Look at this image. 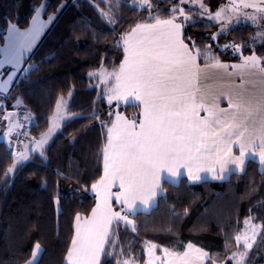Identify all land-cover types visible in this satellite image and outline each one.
<instances>
[{
  "label": "snow or ice",
  "instance_id": "6c2138e0",
  "mask_svg": "<svg viewBox=\"0 0 264 264\" xmlns=\"http://www.w3.org/2000/svg\"><path fill=\"white\" fill-rule=\"evenodd\" d=\"M134 2L148 9L149 22H137L121 34L123 58L118 67L109 70L102 62L89 77L98 80L97 87L103 89L109 105L115 102L119 109L124 103L139 112L129 118L117 110L109 113L108 122H101L106 142L102 146L103 173L91 185L95 206L88 215L76 214L66 264H106L107 257L123 256V251L115 252L118 240L113 239V228L123 223L135 232L132 217L152 209L165 194V182L176 184L185 174L188 181L197 182L204 179L202 173L223 180L234 170L243 172L250 156L258 158L264 171V56L255 51L245 56L241 44H225L224 49L231 47L241 53L239 63L228 64L211 52L210 45L203 51L195 42L189 45L183 29L193 17L182 6L186 2L198 4L202 17L207 13V20L217 22L220 32L211 37L217 40L241 17L253 24L264 22V0H229L215 12L202 0H180L167 18L153 15L151 0ZM107 5L108 10L99 9L100 14L112 22L111 0ZM249 8L253 11H245ZM45 10L43 3L36 7L27 28L9 22L4 47L0 48V77L6 75V79L0 78V92L10 93L18 73L34 70L23 67L25 56L59 11L55 9L44 20L41 14ZM258 35L264 37V32ZM201 57L203 64L199 63ZM225 101L227 107H222ZM14 115L4 116L8 121L4 136L10 138L15 132L21 147L12 150L6 177L33 153L44 157L45 145L67 119L75 118L70 116L67 102L59 98L47 129L30 137L29 131H17L23 125L13 121ZM93 117L99 119L95 113ZM20 135L27 142L19 140ZM244 225L235 235L237 250L228 257L234 264H246L249 250L264 233V224L252 223V217H246ZM146 245L144 264H206L210 259L216 264L208 252L191 242L182 252L164 248L162 257L156 255V244L147 241ZM40 252L41 245L36 242L24 264H39ZM117 264H136V260L117 259Z\"/></svg>",
  "mask_w": 264,
  "mask_h": 264
},
{
  "label": "trees",
  "instance_id": "16d2710c",
  "mask_svg": "<svg viewBox=\"0 0 264 264\" xmlns=\"http://www.w3.org/2000/svg\"><path fill=\"white\" fill-rule=\"evenodd\" d=\"M42 3L46 5L44 19L55 9L59 11L24 62V68L34 70L19 73L9 100L13 96L20 99L33 115L35 123L29 129L32 137L47 129L60 97L71 94L68 111L75 118L64 123L44 157L33 154L12 176H5L12 155L0 142V264H24L36 242L42 248L39 264H65L76 214L88 215L95 205L90 189L102 175V146L106 142L101 122L109 121L110 112L119 110L132 118L136 110L132 105L119 109L109 105L89 72L102 62L109 70L118 67L123 58L121 34L137 22H149L148 9L121 2L113 8L115 23L110 24L94 3L101 8L105 5L97 0H0V47L9 22L27 28L34 9ZM151 3L153 15L167 18L178 0ZM219 27L216 22L195 17L184 25L185 42H195L202 51L210 45L211 52L226 63L240 62L241 53L231 47L224 49L225 44H241L245 56L253 51L264 56V37L257 36L255 26L239 24L213 40L212 34L219 33ZM199 63H204L203 57ZM164 191L154 208L132 217L135 232L131 227H116L117 247L125 256L133 255L143 262L147 241L168 249L191 242L208 252L216 264H233L228 257L237 250L235 235L244 228L245 218L252 217L256 225L264 224V171L252 160L243 173H233L227 180L190 184L182 177L178 185L165 182ZM106 264H116V258L107 257ZM246 264H264V233L249 250Z\"/></svg>",
  "mask_w": 264,
  "mask_h": 264
},
{
  "label": "rangeland",
  "instance_id": "374dc122",
  "mask_svg": "<svg viewBox=\"0 0 264 264\" xmlns=\"http://www.w3.org/2000/svg\"><path fill=\"white\" fill-rule=\"evenodd\" d=\"M97 2H102V3L105 5L104 8H101V7L99 6L98 10H99V9H104L105 11L108 10L107 0H97ZM121 2H127V3H129L132 7H135V8H137V9H142V8L139 7L138 2H134V0H111V8H112V12H113V8H115V7L117 6V4H119V3H121ZM202 2L206 5V7H207L208 9H210L212 12H215L219 7H221V6L224 5V4H227V3H228V0H202ZM179 3H180V0H178V4H179ZM94 4L97 6V3H94ZM182 6L185 7L186 11L189 12V15H191V16L193 17V20L195 19V17H196V18L199 17V18H205V19H207V13H204V16H203V17L201 16V14H200V13H201V10L199 9V5H198V4H196V5H192L191 3L186 2V3L183 4ZM189 9H190V10H189ZM99 11H100V10H99ZM245 11L252 12L253 10L249 8V9H245ZM42 13H43V12H42ZM41 18L44 19V18L42 17V14H41ZM104 19H105L106 21L109 22V20L106 19L105 17H104ZM181 19H182V18H181ZM44 20H47V19H44ZM193 20H192V21H193ZM192 21H188V22H186V23H189V22H192ZM213 22H215V21H213ZM109 23H110V24H114V23H115V19L113 18L112 22H109ZM216 23H217V22H216ZM244 23H249V24L255 26L256 29H257V36L260 37V38L262 37V36L258 35V33H260V32H264V27H260L261 23H264V22H261V21H257L256 24H253L251 21H247V20H245L243 17H241V18H240V22H239V23H236L235 20H234L233 23L231 24L230 28H231V27H234V26H236V25H239V24H244ZM219 30H220V27H219ZM6 35H7V34H6ZM120 46H122L121 43H120ZM3 47H4V45H3L2 47H0V48H3ZM122 47H123V46H122ZM29 53H30V52H29ZM29 53H27L25 57H27V55H28ZM6 67H10V66H6ZM0 78H4V79H6V75H4L3 77H0ZM15 79H16V77H14L13 83H14ZM91 79L93 80L94 86H95L100 92L102 91V93H103V89L97 87L98 80H97L96 78H91ZM12 85H13V84H12ZM11 87H12V86H11ZM0 94L3 95L4 97H7V96L9 95V93H5V92H0ZM70 97H71V94H69L67 97H60V98H63V100H65V101L67 102V107L69 106ZM8 100H9V98L7 99V102H8ZM17 100H19V104H17ZM114 103H115V102H113V104H114ZM8 105H9L10 107H12V108H10V109H11V111H13V113L15 114L14 116H16V112H21V113L23 114V117H22V123H21V124L23 125V127H26V131H29L30 127H31L32 125H34V123H35V121H34V117H33V115H32L30 112H28V111L26 110V108L23 106V103L21 102V100L13 96V97H11V99L9 100ZM9 111H10V110L8 109L7 112H5V115L8 114ZM68 112H69V111H68ZM29 114H30V116H29ZM69 114H70V113H69ZM70 116H74V115H73V114H70ZM25 117H29V118H28V119H25ZM71 119H72V118H69V119H67L65 122H67V121H69V120H71ZM4 120H5V119H4ZM15 120H17V118L14 117L13 121L15 122ZM3 122H4V121H3ZM65 122H64V123H65ZM64 123L62 124V126L64 125ZM60 129H61V128H60ZM60 129L57 130V132L53 135L52 139H53V138L55 137V135L60 131ZM21 130H22V129H18L17 131H20V132H21ZM30 137H32V136L30 135ZM52 139L48 142V144L45 145V149H46V147L49 145V143L52 141ZM0 141H6L5 137H4V136L0 137ZM21 141H25V142H27V141H26V138H25L24 136L22 137ZM19 147H21V146L17 144L16 149L19 148ZM6 152H7V151H6ZM35 154H38V155H39V153H35ZM29 159H30V158H29ZM27 161H28V160H27ZM27 161H24L23 163H25V162H27ZM21 164H22V163H21ZM12 175H14V173L8 174L7 176H12ZM90 193L95 197V193L92 191V189H90ZM81 216H82V215H81ZM82 217H83V216H82ZM252 223H253V222H252ZM120 226L125 227V225H124L123 223H121ZM244 227H245V225H244ZM113 239H116V240H117V237H116V227L113 228ZM146 246H147V245H146V242H145V243H144V254H145V257H144V259H143V262H139L137 259L134 258L133 255L128 256V257L125 256V255H123V256L114 255V257L116 258V264H117V259L124 260V259H128V258H134V259L136 260V264H144V261H146L147 258H148V257H147V254H146V251H145ZM186 246H187V244H184V245L181 246V247H174V248L169 249V250H173V251H181V252H182V251L185 249ZM196 247H197V246H196ZM240 247H241V249H242V243H241ZM163 249H164L163 247H159V246L157 245V248H156V255H157L158 257H162V256H163ZM110 250H111V247H110ZM41 252H42V248H41ZM41 252H40V254H41ZM115 252H116L117 254H119V253L121 252V250L117 247V245H116V247H115ZM40 254H39V256H40ZM39 256H38L37 259H39ZM65 264H66V261H65ZM233 264H234V262H233Z\"/></svg>",
  "mask_w": 264,
  "mask_h": 264
},
{
  "label": "crops",
  "instance_id": "0c3cea01",
  "mask_svg": "<svg viewBox=\"0 0 264 264\" xmlns=\"http://www.w3.org/2000/svg\"><path fill=\"white\" fill-rule=\"evenodd\" d=\"M228 2H229V0H228ZM54 20H55V19H54ZM54 20H53V21L48 25V27L44 30V32L42 33L40 39L37 41L36 45L33 47L32 51L27 55V57H25V60H26L27 58H29V56L31 55V53L35 50L36 46L38 45V43L40 42V40L42 39V37L45 35V33H46V32L50 29V27L52 26ZM4 43H5V42H4ZM3 45H4V44H3ZM121 47H122V46H121ZM122 49H123V47H122ZM225 63H226V62H225ZM236 63H239V62H236ZM228 64H233V63H228ZM23 67H24V64H23ZM18 75H19V73H18ZM18 75H17V76H18ZM16 78H17V77H16ZM101 93H102V91H101ZM102 95H103V93H102ZM114 104H115V103H114ZM115 105H116V104H115ZM120 106H130V105H125L124 103H121ZM221 106H222V107H227V102H226V101L223 102ZM8 108H9V110H10L9 113H13V111H11V109H10V108H12V107H10V106L8 105ZM138 112H139V109L136 107V110L134 111L135 116L138 114ZM14 117L16 118V116H13L12 119H14ZM129 118H130V117H129ZM7 128H8V121L4 120V122L2 123V126H1V128H0V137L4 136V132L7 130ZM4 137H5V136H4ZM5 139H6V141H0V142H3V143H5L6 145H8V144L11 142V137H10V138H5ZM33 154H35V153H33ZM33 154H32V155H33ZM235 154H236V155L239 154L238 150L235 152ZM102 157H103V155H102ZM249 160H252V161L257 162V163L259 164L260 168L262 169V166L260 165V163H259V161H258V158L250 156V157H248V159L246 160V163H247ZM28 161H29V160H28ZM25 163H26V162H25ZM22 164H24V163H22ZM20 165H21V164H20ZM18 166H19V165H18ZM245 168H246V165H245ZM243 172H244V171H243ZM243 172L235 171V170L233 171V173H237V174H241V173H243ZM102 173H103V169H102ZM233 173H232V174H233ZM202 175L204 176V179L201 180V181H197V182H190V181H188L186 174H185L183 177H185L186 180L188 181V183H190V184H197V183L202 182V181H222V180L212 179V177H211L210 174H204V173H202ZM230 175H231V174H230ZM230 175L226 176L225 179H223V180H227V179L229 178ZM179 182H180V180H179L178 182H176V184H173V185H178ZM155 205H156V204H154V206H153L152 208H154ZM94 206H95V205H94ZM117 207H118V206H117ZM117 210H118V208H117ZM150 210H151V209H150ZM150 210H149V211H150ZM149 211H148V212H149ZM141 212H143V211H141ZM143 213H147V212H143Z\"/></svg>",
  "mask_w": 264,
  "mask_h": 264
},
{
  "label": "built area",
  "instance_id": "2783aa9c",
  "mask_svg": "<svg viewBox=\"0 0 264 264\" xmlns=\"http://www.w3.org/2000/svg\"><path fill=\"white\" fill-rule=\"evenodd\" d=\"M8 96L4 97L3 95L0 94V127L2 125V122L4 120V116H5V112H7V106H6V102H7ZM22 117L23 114L21 112H17L16 113V118L17 120L20 121V123H22ZM26 131V127H23L21 132ZM23 137V135H20L18 138L19 140H21ZM17 146V135L16 133L12 134L11 137V142L10 144L7 146V153L11 155L12 150L16 149Z\"/></svg>",
  "mask_w": 264,
  "mask_h": 264
}]
</instances>
